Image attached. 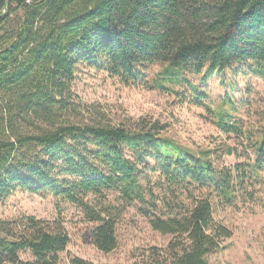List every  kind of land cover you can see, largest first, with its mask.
Listing matches in <instances>:
<instances>
[{
  "label": "trees",
  "instance_id": "16d2710c",
  "mask_svg": "<svg viewBox=\"0 0 264 264\" xmlns=\"http://www.w3.org/2000/svg\"><path fill=\"white\" fill-rule=\"evenodd\" d=\"M243 62L264 78V0H0V199L25 189L77 204L104 253L117 248L118 217L85 197L104 202L116 190L135 200L150 162L173 188L209 187L229 200L239 174L215 168L212 151L196 155L178 146L159 120L71 119L72 84L77 67L87 64L125 85L171 91L186 83L197 94L187 75L206 70V80ZM153 65L161 71L148 80L145 69ZM253 151L264 165V132ZM152 226L175 238L169 258L154 264H208L231 236L216 224L209 195ZM69 244L68 234L47 221L0 220V264H59ZM23 253L31 259L22 260Z\"/></svg>",
  "mask_w": 264,
  "mask_h": 264
},
{
  "label": "rangeland",
  "instance_id": "374dc122",
  "mask_svg": "<svg viewBox=\"0 0 264 264\" xmlns=\"http://www.w3.org/2000/svg\"><path fill=\"white\" fill-rule=\"evenodd\" d=\"M145 70L151 80L158 77L161 66ZM205 74L206 70L199 77L187 75L199 87L197 94H206L200 104L186 83L176 84L171 91L125 85L104 70L80 64L72 84L76 112L71 119L122 125L146 118L167 124L165 137L196 155L212 151L215 168L239 174L229 200L217 198L209 187L173 188L153 170L156 163L150 162L149 168L142 169L135 200L129 201L116 190L107 192L104 202L92 194L85 197L94 208L102 204L114 208L118 245L111 253L94 245L95 225L88 222L81 207L46 192L17 189L0 199V220L35 217L60 227L70 244L59 255V264H71L74 258L94 264H154L169 258L175 238L154 230L152 222L183 215L196 200L209 195L216 224L228 228L231 236L222 242V249L208 256V264H264V165L256 163L253 151L254 142L264 132V78L249 62L234 64L206 80ZM220 124L231 127V132L220 129ZM21 259L31 256L23 253Z\"/></svg>",
  "mask_w": 264,
  "mask_h": 264
}]
</instances>
